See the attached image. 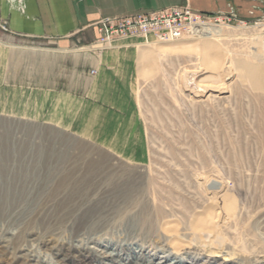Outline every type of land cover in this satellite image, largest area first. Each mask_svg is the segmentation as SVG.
Here are the masks:
<instances>
[{
	"label": "rangeland",
	"instance_id": "374dc122",
	"mask_svg": "<svg viewBox=\"0 0 264 264\" xmlns=\"http://www.w3.org/2000/svg\"><path fill=\"white\" fill-rule=\"evenodd\" d=\"M41 1L49 6V0H0V264H105L94 253L102 249L127 254L131 264L129 248L136 246L167 261L217 264L223 259L192 238L195 217L214 206L196 184L202 175L222 182L226 195L217 212L235 221L222 227L223 263L264 264V91L249 84L244 69L264 9L244 16L241 6L229 4L204 12L187 0L163 7L186 6L200 24L218 26L198 40L222 52L226 90L191 98L188 91L200 89L191 72L202 67L198 55L158 52L163 40L147 34L154 55L141 75L144 35L118 40L126 45H60L40 34L53 20ZM192 34L183 37L196 40ZM111 51H129L132 64L137 54L134 92L117 104L95 94L100 81L120 80L112 74L116 61L105 59ZM92 107L124 127L113 125L106 135L103 126H87ZM164 221L189 245L174 253ZM81 248L90 257L72 256ZM63 253L69 258L60 263Z\"/></svg>",
	"mask_w": 264,
	"mask_h": 264
},
{
	"label": "bare ground",
	"instance_id": "6f19581e",
	"mask_svg": "<svg viewBox=\"0 0 264 264\" xmlns=\"http://www.w3.org/2000/svg\"><path fill=\"white\" fill-rule=\"evenodd\" d=\"M217 29L218 26H215L214 24L204 23L200 24L197 27L196 31H194L195 33L192 34L193 38H197L196 40H191L182 36L181 38L176 40H163L159 42L155 41L157 42L156 50L158 52H168L171 54H195L200 57L202 67H200L199 69L191 70L193 80L198 79L197 82H193L196 83V86L200 89L189 90L188 93L191 98H205L208 97L213 91L223 93L226 90L227 82L226 79H224V73L228 69L227 66H225L220 61L219 57H221L220 53L222 52H220L219 54L215 53V48H213V45L210 41L200 42V40H198L201 36H210L212 32ZM148 37V35H144L143 42L145 43L139 45L140 51L138 53L137 70L141 75H144L151 70V60L154 55L152 53V50H150L151 48H148ZM119 39L123 38L114 39L110 44H112L113 41ZM252 46L254 47V49L249 52L248 56L253 60L246 62V66L244 67L245 74L249 80V84L254 89L264 91V71L261 70V65L259 63V61L262 60V56H264V26L256 34L255 46L254 44ZM216 52H219V49L218 51L216 50ZM189 72L190 70L188 69L183 71L180 77L181 81H185ZM196 184L203 187L205 190H208V202L209 204H213L214 206L208 208L207 214H205V216L197 215L195 217L191 229L192 238L197 241L199 246L205 249L208 255L213 256L215 260L223 259L222 261H217V264H225L223 262L226 261V259L222 258L223 255L221 253L223 251V245H221V242L225 239L224 234L222 233V227H229V224L232 221V224L235 227V221L232 220L231 217H228L227 215H221L219 212H217L218 209H220L219 203L221 201L224 202L223 197L226 195L225 187L219 180L211 177L209 178L205 175L196 177ZM162 233L167 236L169 247L174 253H177L178 250L181 249V247L189 245L188 243L183 244V242L180 241L175 225L169 224L168 221L163 222ZM103 248H106V246H104ZM129 249L132 251V254L134 256V260L130 262L131 264H138L137 260H145L149 263L152 262V260L156 259V262L153 264H181L182 261L180 259H177L176 256L171 258L170 261H167L165 260L167 258L166 255H157L155 251H150L149 248L145 247L136 246L130 247ZM85 253L86 251H84V248H81L78 254H72V256H84ZM94 253H96L98 257H101L105 264H128L129 262L127 254L124 253L115 252L112 250L106 251L105 249L94 251ZM85 255V259L90 257V254ZM68 258L69 254L63 253L59 257V261L61 263ZM82 259L83 261L85 260L83 257ZM85 262H87V260H85Z\"/></svg>",
	"mask_w": 264,
	"mask_h": 264
},
{
	"label": "crops",
	"instance_id": "0c3cea01",
	"mask_svg": "<svg viewBox=\"0 0 264 264\" xmlns=\"http://www.w3.org/2000/svg\"><path fill=\"white\" fill-rule=\"evenodd\" d=\"M189 5L196 10L204 12H215L225 10L230 4L241 6V15L248 16L252 14H260V10L264 9V0H187ZM186 0H49L51 7L50 14L53 18L51 24L41 25L40 34L50 36L57 39L60 45L74 44L82 42L81 45L88 44L96 37V31L92 25L97 19L111 15H123L135 13L138 11L156 10L173 4H183ZM42 8L48 6L47 3L39 2ZM48 6V7H49ZM116 40L111 45H126L129 42L122 43ZM120 43V44H119ZM131 43V42H130ZM114 59L117 63L112 74L119 75V82L115 85L114 80H102L99 82L98 89L95 94L102 100L111 103H118L121 96L134 92L133 80L131 73L135 64H132V55L128 52L111 51L105 59ZM105 78V77H103ZM111 78V77H110ZM94 110V107H92ZM100 112L99 109L89 112L87 126H96L105 128L100 132L106 134V129L113 125L121 124L111 112ZM94 113V115H93ZM124 127V126H123ZM130 127V124H129ZM93 128V127H92ZM127 128V127H126ZM107 135V134H106Z\"/></svg>",
	"mask_w": 264,
	"mask_h": 264
},
{
	"label": "built area",
	"instance_id": "2783aa9c",
	"mask_svg": "<svg viewBox=\"0 0 264 264\" xmlns=\"http://www.w3.org/2000/svg\"><path fill=\"white\" fill-rule=\"evenodd\" d=\"M202 22L186 6H172L132 15L100 18L94 23L96 37L88 46L102 47L112 40L153 34L161 40H176L192 34Z\"/></svg>",
	"mask_w": 264,
	"mask_h": 264
}]
</instances>
